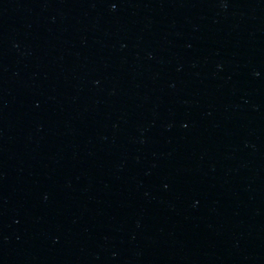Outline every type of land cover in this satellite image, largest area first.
Here are the masks:
<instances>
[{
	"label": "water",
	"instance_id": "water-1",
	"mask_svg": "<svg viewBox=\"0 0 264 264\" xmlns=\"http://www.w3.org/2000/svg\"><path fill=\"white\" fill-rule=\"evenodd\" d=\"M0 264H264V0H0Z\"/></svg>",
	"mask_w": 264,
	"mask_h": 264
}]
</instances>
